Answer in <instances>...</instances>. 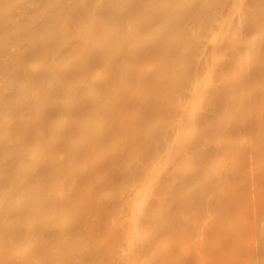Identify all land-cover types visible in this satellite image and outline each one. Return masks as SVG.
<instances>
[{"label":"bare ground","instance_id":"1","mask_svg":"<svg viewBox=\"0 0 264 264\" xmlns=\"http://www.w3.org/2000/svg\"><path fill=\"white\" fill-rule=\"evenodd\" d=\"M0 264H264V0H0Z\"/></svg>","mask_w":264,"mask_h":264},{"label":"rangeland","instance_id":"2","mask_svg":"<svg viewBox=\"0 0 264 264\" xmlns=\"http://www.w3.org/2000/svg\"><path fill=\"white\" fill-rule=\"evenodd\" d=\"M102 260H105L104 258H102ZM104 262V261H103Z\"/></svg>","mask_w":264,"mask_h":264}]
</instances>
